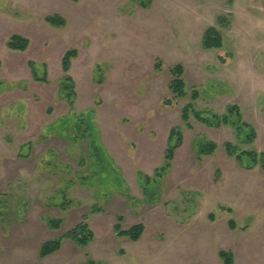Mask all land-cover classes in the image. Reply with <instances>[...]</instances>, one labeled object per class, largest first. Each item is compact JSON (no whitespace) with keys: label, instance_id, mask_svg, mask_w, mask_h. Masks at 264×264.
<instances>
[{"label":"rangeland","instance_id":"1","mask_svg":"<svg viewBox=\"0 0 264 264\" xmlns=\"http://www.w3.org/2000/svg\"><path fill=\"white\" fill-rule=\"evenodd\" d=\"M54 14L65 25L45 21ZM213 26L220 50L201 45ZM13 34L29 40L24 52L7 47ZM70 48L73 112L58 89ZM0 60V264H223L221 250L233 264H264V173L243 170L222 148L264 151V0H0ZM29 61L46 65L48 84L32 79ZM177 64L200 93L197 109L239 105L256 130L252 145L230 126L182 123L189 97L165 104ZM83 115L94 133L74 139ZM175 125L183 143L169 172L147 186ZM198 140L218 149L198 156ZM119 216L124 229L144 225L138 241L116 234ZM83 218L94 233L86 248L65 239L39 258L43 242Z\"/></svg>","mask_w":264,"mask_h":264},{"label":"trees","instance_id":"2","mask_svg":"<svg viewBox=\"0 0 264 264\" xmlns=\"http://www.w3.org/2000/svg\"><path fill=\"white\" fill-rule=\"evenodd\" d=\"M233 0H228L229 3H232ZM45 21L53 26L61 27L65 25V19L57 14L49 15L45 18ZM230 19L229 17H217L216 24L220 27L227 28L229 26ZM202 48L206 50H220L223 48V35L218 30L217 27H208L204 30L201 41ZM29 46V40L26 37H23L19 34H13L9 41L7 42V47L13 51L24 52ZM77 57V50L74 48H70L66 50L63 57L61 58V77L58 82V89L60 93L63 94V99L67 102L69 107V111H74V103L76 98L75 92V83L73 81L72 76L70 75V69L72 60ZM41 65L43 68L42 74L38 73V68ZM38 65L34 61L28 62V67L31 71V77L35 82H40L44 84H48V74L47 68L45 64ZM160 62L155 64L156 69H160ZM0 68H1V60H0ZM169 73L171 75V79L168 83V89L171 94V98L165 101L166 105H171L172 100L176 99H185L189 97L190 101L186 103L181 109V121L182 123L189 129L192 128L190 120L192 117L195 118L196 121L206 125L210 128H220L221 126H230L233 128L237 139L240 143H245L248 145H252L256 139V130L255 128L248 122L243 119V114L241 108L237 104L227 105L225 111L223 113H215L212 110L208 109H197L195 107L194 102L199 99L200 93L197 89H188L187 84L184 79V68L181 64H177L169 69ZM73 117L75 115L72 114ZM73 128L75 129L74 139L78 137L82 140L86 136L92 135L94 130L90 124L89 117H85L84 115L80 118L74 119ZM64 127L69 125V120L64 122ZM71 127V126H70ZM183 143V132L182 127L180 125H175L170 128L167 138V146L164 150L162 164L155 168L153 171L152 177H148L144 175L145 184L151 185L153 183H158L160 179L164 177L166 173L169 172L172 166V160L175 154V151L182 145ZM96 150L99 149L98 146L95 145ZM222 148L225 154L228 157L233 158L237 164L243 170H252L256 166H259L264 173V151H255V150H246L241 148L239 145L232 142H224L222 144ZM218 149V145L209 140L199 141L197 144V154L198 156H207L212 155ZM100 150V149H99ZM145 192H150L151 189H145ZM222 210H226L227 212H232L229 208L220 207ZM123 217H117V222L114 225V230L119 237H126L129 240L136 242L140 239L141 235L144 232V225L142 223H137L132 225L131 227L124 229L122 227ZM48 223L53 228L57 229L62 224V220L60 219H48ZM230 225L233 228V222L230 221ZM70 240L74 242L77 246L81 248H86L94 239V233L90 229L88 223L85 218L78 223L73 229L67 231L63 235L45 241L40 245L38 256L40 259H44L58 250H60L62 246V242L64 240ZM219 257L222 259L223 264H233V253L231 251H219ZM85 264H96L91 259H88Z\"/></svg>","mask_w":264,"mask_h":264}]
</instances>
